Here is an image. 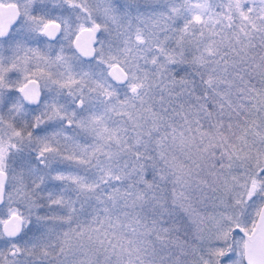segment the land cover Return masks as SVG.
Segmentation results:
<instances>
[{
    "label": "snow or ice",
    "instance_id": "6c2138e0",
    "mask_svg": "<svg viewBox=\"0 0 264 264\" xmlns=\"http://www.w3.org/2000/svg\"><path fill=\"white\" fill-rule=\"evenodd\" d=\"M0 205V264H264V0H0Z\"/></svg>",
    "mask_w": 264,
    "mask_h": 264
},
{
    "label": "water",
    "instance_id": "95a60500",
    "mask_svg": "<svg viewBox=\"0 0 264 264\" xmlns=\"http://www.w3.org/2000/svg\"><path fill=\"white\" fill-rule=\"evenodd\" d=\"M99 35H100V33H97V39L99 38ZM88 39H89V37H88L87 34H83V35L81 36V42H87ZM0 206H1V205H0Z\"/></svg>",
    "mask_w": 264,
    "mask_h": 264
},
{
    "label": "rangeland",
    "instance_id": "374dc122",
    "mask_svg": "<svg viewBox=\"0 0 264 264\" xmlns=\"http://www.w3.org/2000/svg\"><path fill=\"white\" fill-rule=\"evenodd\" d=\"M100 38H101V35H99V39H100ZM4 211H5V209H4V205H1V206H0V216H3Z\"/></svg>",
    "mask_w": 264,
    "mask_h": 264
},
{
    "label": "flooded vegetation",
    "instance_id": "af4514ba",
    "mask_svg": "<svg viewBox=\"0 0 264 264\" xmlns=\"http://www.w3.org/2000/svg\"><path fill=\"white\" fill-rule=\"evenodd\" d=\"M99 39V38H98Z\"/></svg>",
    "mask_w": 264,
    "mask_h": 264
}]
</instances>
